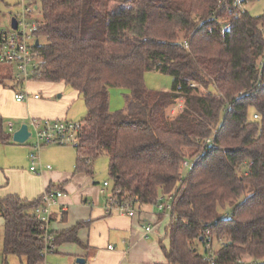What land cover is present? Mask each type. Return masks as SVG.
<instances>
[{
    "label": "trees",
    "instance_id": "obj_1",
    "mask_svg": "<svg viewBox=\"0 0 264 264\" xmlns=\"http://www.w3.org/2000/svg\"><path fill=\"white\" fill-rule=\"evenodd\" d=\"M221 2L41 0L39 6L35 36L47 44L36 45L40 75L29 80L63 83L82 96L75 172L92 177V163L106 154L121 197L138 207L172 199L169 245L162 246L168 264H210L196 247L206 236L223 241L214 264H264V12L236 18ZM147 72L170 76L171 91L147 89ZM11 84L23 86L0 75L1 86ZM111 88L130 92L123 110L110 111ZM179 102L180 114H170ZM11 141L0 116V144ZM41 204V197L0 198L3 261L44 263V230L34 215ZM83 225L51 232L54 246L82 245Z\"/></svg>",
    "mask_w": 264,
    "mask_h": 264
},
{
    "label": "crops",
    "instance_id": "obj_2",
    "mask_svg": "<svg viewBox=\"0 0 264 264\" xmlns=\"http://www.w3.org/2000/svg\"><path fill=\"white\" fill-rule=\"evenodd\" d=\"M24 86L27 92L40 87L30 86L27 82L20 88H12V84L0 85V116L8 132L9 124L14 122L11 123V138L21 125L32 118H63L72 100L70 98L65 103L54 102L43 100L39 96L34 98V95L33 98L17 102L15 90ZM27 92L25 94L30 96ZM22 145L13 141L7 145L0 144V172L3 173H0V198L18 196L31 201L38 198L40 191L59 188L64 195L52 211L50 231L60 233L78 224H86L77 232L82 245L62 243L47 255L44 264H77V259H83L84 264H168L162 246L167 248L169 245L166 232L169 220L162 218L155 206H137V212L132 218L107 215L104 211L106 196L100 193L95 175L89 177L85 173L75 172L76 151L43 149L39 153L41 163L49 165L50 169H43L41 174H35L18 167L20 161L27 166L28 155L32 152L29 146L25 148ZM17 178L22 184L19 191L10 189ZM3 224L0 217V255ZM148 224L153 229L145 236L144 227ZM110 245L113 246L112 250L108 249ZM14 260L18 264H24L16 257H8L4 261L11 264Z\"/></svg>",
    "mask_w": 264,
    "mask_h": 264
},
{
    "label": "built area",
    "instance_id": "obj_3",
    "mask_svg": "<svg viewBox=\"0 0 264 264\" xmlns=\"http://www.w3.org/2000/svg\"><path fill=\"white\" fill-rule=\"evenodd\" d=\"M253 1L257 0H222L221 5L230 8L233 12V16L238 18L247 12L248 5ZM18 8L19 11L17 15L12 17V19H15L16 27H12V19L9 28L2 29L0 27V64L15 65V80L25 84L30 78L40 75L41 54L35 49L36 42L38 41L35 34L42 26V23H40L39 6L36 3L21 0ZM218 23L222 30L229 28V23L224 20H218ZM192 87H194V85H192ZM28 97L29 95L25 93L15 94V100L17 102H22ZM34 98H38V95H35ZM253 119L260 120V117L255 115ZM12 128L13 124L10 123L8 126L9 132L12 131ZM28 131L30 132V137H34L36 142L34 146L36 150L34 149V152L29 156L31 164L29 170L35 174H41L43 169L48 170L50 166H44L41 163L39 155L40 149L45 145L72 146L76 149L79 146L80 137L84 131V125L81 122L74 123L59 119L32 118L28 125ZM211 141L212 140L209 138L205 141V144H212L213 142ZM182 166L183 168H189L188 162H184ZM99 191L106 196L104 211L107 215L117 214L130 218L135 216L137 212L136 201L121 197V190H114L110 182H103L100 185ZM63 195L61 190L46 189L41 196V206L34 210V215L42 222L44 230L41 252L44 260L47 255L55 250L53 244L54 237L51 234L49 225L52 211L58 206L59 199ZM155 208L164 218H170L172 216V199L169 202L159 200ZM173 218L176 219L175 216H173ZM152 229L153 227L151 224L146 225L144 227L145 236L150 234ZM214 243L218 244L220 247L223 245L221 239H215L211 236H206L202 244L205 256L210 264H214V252L212 250ZM108 249L112 250L113 246H108ZM0 264H6L1 256Z\"/></svg>",
    "mask_w": 264,
    "mask_h": 264
},
{
    "label": "rangeland",
    "instance_id": "obj_4",
    "mask_svg": "<svg viewBox=\"0 0 264 264\" xmlns=\"http://www.w3.org/2000/svg\"><path fill=\"white\" fill-rule=\"evenodd\" d=\"M21 0H3V3L1 5V13H0V27L2 29H7L9 28L10 21L12 17L16 16L19 8L18 5ZM33 3H36L38 6L41 7V0H27ZM247 11L251 16H260L264 12V0H257L251 2L248 7ZM39 43L41 45L47 44V40L41 38L39 40ZM12 68H10L7 65H2L0 64V75H11L14 79L16 77V66L11 65ZM24 84V83H23ZM27 84H30V86H36L39 87L38 90H33L30 89L25 91V86L22 89H16L15 93H29L31 98H33L34 95H38L41 99L45 100H51L54 102H62L65 103L68 99L70 100V103L68 104L66 114L63 118H40V119H50V120H64L68 122H74L78 123L81 122L82 118L86 115V108L84 105V101L82 99V96L73 90L71 87L66 86L63 83H42L39 81H34V80H29L27 81ZM44 84V85H42ZM144 84L147 89L149 90H154V91H164L168 92L171 91L172 89V78L168 75H163L157 72H147L144 76ZM213 91V90H212ZM14 94V93H13ZM130 95V92L126 89H119V88H111L109 89V109L111 112H116L123 110L127 106V101L128 97ZM72 101V102H71ZM180 108H181V103H177L174 107H172L169 110V113L172 115H177L178 113L180 114ZM14 124V122H11ZM18 123V122H16ZM15 123V124H16ZM30 121L28 120L25 125H29ZM36 142L34 137H30L24 146L25 148L29 146L30 150L34 152V148ZM58 149V150H64V151H75V149L72 146H58V145H45L40 149V152L43 149ZM30 152L28 155V160L29 156L32 153ZM30 160L28 161L27 166H24L22 162L20 161L18 164V167L20 169H24V171H28L30 168ZM46 166V165H44ZM92 169L93 173L95 175V180L99 182L98 185H101L103 182L107 181L110 182L109 176H108V157L106 154H102L99 156L93 163H92ZM189 169L188 168H182V175L186 176L188 173ZM2 175L3 173L0 172ZM7 182L5 181V184ZM26 185V183H25ZM90 186L91 183H90ZM22 187V184L20 180L17 178L14 180L13 185L11 186L10 189H15L16 191H19V189ZM12 190V191H15ZM100 190V186H99ZM43 191L39 192V196H42ZM37 199V198H36ZM225 213L229 212V209L227 208ZM197 250L198 253L205 255V251L202 245H197ZM219 245L214 243L212 250L213 252L217 251L219 249ZM1 256V255H0ZM47 257V256H46ZM11 264H18L17 261H12Z\"/></svg>",
    "mask_w": 264,
    "mask_h": 264
},
{
    "label": "water",
    "instance_id": "obj_5",
    "mask_svg": "<svg viewBox=\"0 0 264 264\" xmlns=\"http://www.w3.org/2000/svg\"><path fill=\"white\" fill-rule=\"evenodd\" d=\"M12 27H16L15 19H12ZM38 45V41L36 42ZM30 138V132L27 125H21L20 128L12 134V141L17 144H24ZM77 264H84L83 259H77Z\"/></svg>",
    "mask_w": 264,
    "mask_h": 264
}]
</instances>
